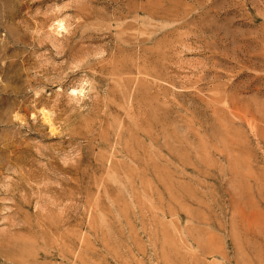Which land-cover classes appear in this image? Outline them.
I'll return each instance as SVG.
<instances>
[{
    "label": "rangeland",
    "instance_id": "rangeland-1",
    "mask_svg": "<svg viewBox=\"0 0 264 264\" xmlns=\"http://www.w3.org/2000/svg\"><path fill=\"white\" fill-rule=\"evenodd\" d=\"M0 264H264V0H0Z\"/></svg>",
    "mask_w": 264,
    "mask_h": 264
}]
</instances>
